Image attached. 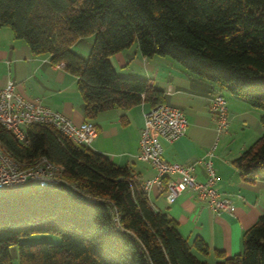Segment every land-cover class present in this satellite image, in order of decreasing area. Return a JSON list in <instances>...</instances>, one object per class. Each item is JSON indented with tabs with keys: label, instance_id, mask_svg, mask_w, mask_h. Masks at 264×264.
Listing matches in <instances>:
<instances>
[{
	"label": "trees",
	"instance_id": "1",
	"mask_svg": "<svg viewBox=\"0 0 264 264\" xmlns=\"http://www.w3.org/2000/svg\"><path fill=\"white\" fill-rule=\"evenodd\" d=\"M8 27L34 54L77 77L86 118L142 102L164 103L148 80L119 75L110 57L136 43L144 57H168L262 112V135L233 160L248 181L264 179V0H0ZM93 36L88 56L72 49ZM20 141L0 123V146L18 163L46 158L61 182L0 189V264H264V213L246 229L239 253L216 250L153 208L131 168L76 145L43 125ZM54 233L60 242H20Z\"/></svg>",
	"mask_w": 264,
	"mask_h": 264
},
{
	"label": "crops",
	"instance_id": "2",
	"mask_svg": "<svg viewBox=\"0 0 264 264\" xmlns=\"http://www.w3.org/2000/svg\"><path fill=\"white\" fill-rule=\"evenodd\" d=\"M92 43V35L80 37L72 49L87 56ZM110 61L119 75L148 80L162 92L165 104L183 112L188 122L186 132L172 142L161 141L162 159L194 164L193 174L200 182L206 181L207 172L199 160L209 159L216 175L214 188L231 200L233 211L214 212L191 188L172 200L160 191L154 180L156 169L136 157L145 123L144 112L150 108L148 102L126 109L104 110L94 118H86L77 77L60 63H52L47 54L32 53L24 40L14 37L10 28L0 27V87L11 80L24 98L40 100L69 117L73 124L93 122L97 135L88 147L104 153L117 165L130 167L142 186L148 182L145 191L153 208L176 220L189 243L196 237L201 238L209 247L211 254L204 256L209 262L217 260L212 254L216 250L227 256L239 253L244 231L264 213V179H244L233 160L262 135V112L250 107L242 97L199 78L168 57L142 56L136 43L112 55ZM217 90L227 101L228 125L224 133L217 132L212 109Z\"/></svg>",
	"mask_w": 264,
	"mask_h": 264
},
{
	"label": "built area",
	"instance_id": "3",
	"mask_svg": "<svg viewBox=\"0 0 264 264\" xmlns=\"http://www.w3.org/2000/svg\"><path fill=\"white\" fill-rule=\"evenodd\" d=\"M62 65V63H60ZM212 109L216 117L218 133L227 131V101L220 91H216L212 99ZM144 126L140 131V147L137 159L149 162L157 171L155 181L161 192L169 199L179 196L186 188L193 189L199 197L205 199L214 212H231L234 205L230 199L221 196L214 188L215 170L209 159H200L207 172L204 182L194 177V164L183 165L166 162L162 159L161 141L172 142L182 137L187 129V119L182 111L165 103H159L144 112ZM0 123L10 130L20 141H25V128L31 125L49 127L70 139L76 145L89 146L97 135L96 126L89 120L79 125L70 118L43 104L40 100H28L17 90L13 81L9 80L0 87ZM215 144L209 151V157ZM175 175V178L171 176ZM132 177L137 181L135 175ZM167 177V178H166ZM61 170L46 158H40L33 165L16 162L3 147L0 146V189H13L26 183L39 185L61 182ZM149 183L142 187L145 190Z\"/></svg>",
	"mask_w": 264,
	"mask_h": 264
},
{
	"label": "rangeland",
	"instance_id": "4",
	"mask_svg": "<svg viewBox=\"0 0 264 264\" xmlns=\"http://www.w3.org/2000/svg\"><path fill=\"white\" fill-rule=\"evenodd\" d=\"M41 241L58 243L60 242V237L54 233H33V234L23 236L20 238V242L35 243V242H41ZM9 251H10L13 264H18L17 245H12L9 248ZM199 258L206 259V257H204L203 255H199Z\"/></svg>",
	"mask_w": 264,
	"mask_h": 264
}]
</instances>
